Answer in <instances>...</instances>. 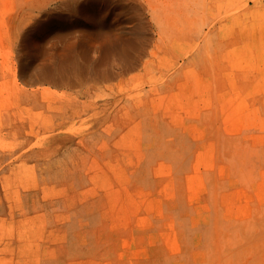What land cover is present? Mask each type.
Masks as SVG:
<instances>
[{"label":"rangeland","instance_id":"1","mask_svg":"<svg viewBox=\"0 0 264 264\" xmlns=\"http://www.w3.org/2000/svg\"><path fill=\"white\" fill-rule=\"evenodd\" d=\"M221 3L218 38L174 50L170 85L164 65L133 78L130 113L48 140L0 117V264H264V0ZM81 9L61 11L68 40Z\"/></svg>","mask_w":264,"mask_h":264},{"label":"bare ground","instance_id":"2","mask_svg":"<svg viewBox=\"0 0 264 264\" xmlns=\"http://www.w3.org/2000/svg\"><path fill=\"white\" fill-rule=\"evenodd\" d=\"M143 1L0 0V23H6L0 30V117L10 114L14 118L9 124L14 134L54 139L93 129L80 126L94 119L127 112L125 101L132 91L127 93V88L133 78L147 85L164 65L169 74L166 84L170 85L178 58L174 50L183 51L179 55L192 52L194 57L205 49L193 45L198 33L217 39L223 29L225 21L218 18L221 0ZM94 4L98 5L92 11ZM110 4L127 17L129 31L119 16L107 22ZM76 6L82 8V25L75 31L81 38L78 41L66 39L70 33L62 27L70 14L61 13ZM174 8L180 9L181 32L176 39ZM208 11L212 21L208 33H203L200 26ZM43 17L49 21L41 27ZM227 21L233 22L231 18ZM135 70L139 71L136 76H129ZM52 88L63 91L58 94Z\"/></svg>","mask_w":264,"mask_h":264}]
</instances>
